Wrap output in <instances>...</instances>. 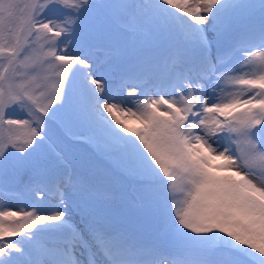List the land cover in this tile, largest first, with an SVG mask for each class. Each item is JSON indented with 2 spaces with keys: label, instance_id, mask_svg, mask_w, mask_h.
<instances>
[{
  "label": "snow or ice",
  "instance_id": "obj_1",
  "mask_svg": "<svg viewBox=\"0 0 264 264\" xmlns=\"http://www.w3.org/2000/svg\"><path fill=\"white\" fill-rule=\"evenodd\" d=\"M0 264H264V0H0Z\"/></svg>",
  "mask_w": 264,
  "mask_h": 264
},
{
  "label": "rangeland",
  "instance_id": "obj_2",
  "mask_svg": "<svg viewBox=\"0 0 264 264\" xmlns=\"http://www.w3.org/2000/svg\"><path fill=\"white\" fill-rule=\"evenodd\" d=\"M131 119V118H130ZM10 200L7 201V203L9 204Z\"/></svg>",
  "mask_w": 264,
  "mask_h": 264
}]
</instances>
